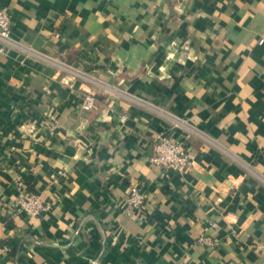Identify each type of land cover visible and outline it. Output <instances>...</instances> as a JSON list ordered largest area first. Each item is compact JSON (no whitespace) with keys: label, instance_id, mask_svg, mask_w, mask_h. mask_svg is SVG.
I'll return each instance as SVG.
<instances>
[{"label":"crops","instance_id":"crops-1","mask_svg":"<svg viewBox=\"0 0 264 264\" xmlns=\"http://www.w3.org/2000/svg\"><path fill=\"white\" fill-rule=\"evenodd\" d=\"M0 4V264H264V0ZM59 64L103 85L93 110ZM159 135L188 173L153 164Z\"/></svg>","mask_w":264,"mask_h":264},{"label":"built area","instance_id":"built-area-1","mask_svg":"<svg viewBox=\"0 0 264 264\" xmlns=\"http://www.w3.org/2000/svg\"><path fill=\"white\" fill-rule=\"evenodd\" d=\"M12 20L8 10L0 4V41L4 43H11ZM60 68L67 72L74 73L80 78L88 79L95 85L87 93L84 99L83 107L86 110H93L95 108V96L97 90L103 85L89 79L88 75L74 71L71 66L59 64ZM108 91L113 90L105 87ZM187 140H178L170 135H159L156 139L154 152L151 157L153 164L160 166L165 170H172L182 174L188 173L192 167V158L188 148ZM128 205L127 213L129 215H136L140 213L146 203V196L141 189L134 186L130 189L126 201ZM16 208L20 212H24L30 217H37L41 215L48 205L41 196L36 193H31L26 190L19 195ZM258 250L264 257V241L258 244Z\"/></svg>","mask_w":264,"mask_h":264}]
</instances>
